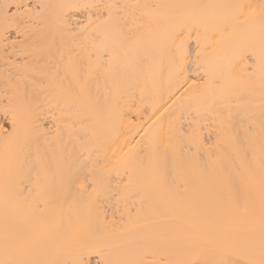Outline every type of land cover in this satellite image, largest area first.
I'll use <instances>...</instances> for the list:
<instances>
[{"label": "bare ground", "instance_id": "6f19581e", "mask_svg": "<svg viewBox=\"0 0 264 264\" xmlns=\"http://www.w3.org/2000/svg\"><path fill=\"white\" fill-rule=\"evenodd\" d=\"M264 0H0V264H261Z\"/></svg>", "mask_w": 264, "mask_h": 264}, {"label": "snow or ice", "instance_id": "6c2138e0", "mask_svg": "<svg viewBox=\"0 0 264 264\" xmlns=\"http://www.w3.org/2000/svg\"><path fill=\"white\" fill-rule=\"evenodd\" d=\"M261 264H264V261H261Z\"/></svg>", "mask_w": 264, "mask_h": 264}]
</instances>
